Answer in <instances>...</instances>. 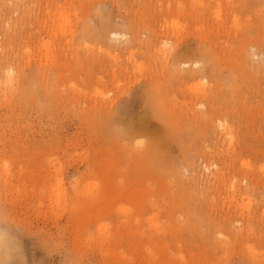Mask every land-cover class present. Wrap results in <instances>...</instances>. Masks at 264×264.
Wrapping results in <instances>:
<instances>
[{
  "label": "rangeland",
  "instance_id": "1",
  "mask_svg": "<svg viewBox=\"0 0 264 264\" xmlns=\"http://www.w3.org/2000/svg\"><path fill=\"white\" fill-rule=\"evenodd\" d=\"M0 264H264V0H0Z\"/></svg>",
  "mask_w": 264,
  "mask_h": 264
},
{
  "label": "bare ground",
  "instance_id": "2",
  "mask_svg": "<svg viewBox=\"0 0 264 264\" xmlns=\"http://www.w3.org/2000/svg\"><path fill=\"white\" fill-rule=\"evenodd\" d=\"M14 1V0H13ZM61 17H62V19L63 20H65V22H69V14H66V13H64V14H62L61 15ZM219 20V19H218ZM65 22H64V25H65ZM115 35H117L116 33H114ZM165 54V53H164ZM40 63V62H39ZM186 66H187V64H186ZM42 67V66H41ZM207 121V120H206ZM220 125H221V127H223L224 126V122H220L219 123ZM139 144V143H138ZM245 216V215H244ZM248 217H250V216H248ZM251 249V248H250ZM258 252V251H257Z\"/></svg>",
  "mask_w": 264,
  "mask_h": 264
}]
</instances>
